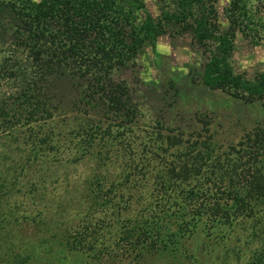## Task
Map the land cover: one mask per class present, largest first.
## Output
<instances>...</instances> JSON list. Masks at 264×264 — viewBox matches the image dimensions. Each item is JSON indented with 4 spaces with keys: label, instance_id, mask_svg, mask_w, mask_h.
Masks as SVG:
<instances>
[{
    "label": "trees",
    "instance_id": "trees-1",
    "mask_svg": "<svg viewBox=\"0 0 264 264\" xmlns=\"http://www.w3.org/2000/svg\"><path fill=\"white\" fill-rule=\"evenodd\" d=\"M233 2L230 17L256 43L264 17ZM177 5L154 17L145 0H0L16 31L5 61L23 82L0 97V264H264V71L235 69L236 32L218 29L214 1ZM172 24L210 52L201 88L169 72L172 98L141 110L124 71ZM18 48L36 62L34 77L13 58ZM42 73L82 78L74 105L59 110ZM226 115L241 119L238 138ZM82 164L94 173L73 179ZM51 173L66 187L64 223L24 209Z\"/></svg>",
    "mask_w": 264,
    "mask_h": 264
},
{
    "label": "rangeland",
    "instance_id": "rangeland-1",
    "mask_svg": "<svg viewBox=\"0 0 264 264\" xmlns=\"http://www.w3.org/2000/svg\"><path fill=\"white\" fill-rule=\"evenodd\" d=\"M38 1V0H34ZM179 0H145L146 8L149 10L154 17L161 16L162 10L175 11L178 9L177 2ZM211 1L215 2V5L218 10V17L215 19V23L218 26L219 30L230 31L231 26L234 27L236 32V49L232 54L231 60L235 69L238 72L245 74L247 77H255L260 72L264 71V27H258L259 33L256 37V43L252 41L250 37V30L245 27L240 21L236 23L230 17L232 11V4L234 0H206L207 3ZM248 10L249 15L257 14L260 11L259 15L264 17V0H248ZM201 8H197V12H201ZM238 11V10H237ZM10 12L9 10L7 11ZM11 15V14H10ZM210 15V14H209ZM143 18V15H140ZM213 18L214 16H211ZM0 97L8 95L13 91L17 90L23 83L21 80H16L10 77V69H12V64L14 61H5L11 58L12 51L14 50V29L12 24L8 25L3 20L5 16L0 17ZM9 17L7 16L6 19ZM255 19L257 17L255 16ZM4 22V23H3ZM264 24V23H263ZM182 27L174 26V24L167 27L166 34L162 35L155 49L145 48L143 53L140 55L141 64L137 66H130L124 71V78L129 81L130 88H132V100L136 101L141 110L145 106L155 105L158 106L161 104V98L166 94V82L169 76L172 75V79L177 83L186 84V86L193 85V94L197 93V90L201 88L199 86L200 77L198 73L204 67V64L210 58V52L205 49L204 46L195 44L193 41L192 32H186V25L181 24ZM10 28V30H9ZM16 32V31H15ZM28 49L18 48L17 52L13 54V58L16 61H19L23 64V68H28L30 71V78L35 76V69H39L36 66V62L30 56L28 57ZM7 62V63H6ZM33 66V67H30ZM171 75H170V73ZM49 77L46 74H40L38 79H43L44 82L41 83L43 91L46 92L47 96L54 100V105L61 110L62 108L67 107L68 105H74L77 100L78 93L80 92V85L82 78L78 79L76 77H65L62 79L50 78V80L45 79ZM37 79V78H36ZM194 87L196 89H194ZM145 93L146 97L139 96L140 93ZM170 99L173 96V92L170 91L169 94H166ZM198 98L190 97L185 104L187 106L191 104L193 108H196V102ZM167 103V102H166ZM69 110V109H67ZM66 110V111H67ZM71 110V109H70ZM164 112V111H163ZM193 112V111H192ZM232 113V112H230ZM71 114V113H70ZM168 118L171 117V114L166 113ZM164 115V113H163ZM227 117L228 125L231 128H237L236 138L241 134L238 127L241 128V119L238 116H225ZM191 119L189 122H192V117H183L181 118L182 123L185 120ZM148 118H142L140 120V126L137 127V132L139 134H144V124L147 125L150 122ZM139 121V120H138ZM174 127L180 125L177 118L170 122ZM232 124V125H231ZM232 129V130H234ZM231 130V131H232ZM113 160L110 162L112 163ZM114 168V166L112 167ZM57 172V171H56ZM94 173L90 168L85 165H81V168L76 174H73L72 178L75 179L79 174H81V180L84 176ZM61 176L59 171L57 172V177ZM51 180L47 185L44 191L40 192L36 201L34 199H28L26 202L25 210L28 212L33 211L34 209L41 208L46 209L48 218H54V222L63 223L65 221H70V219L62 218V215H59L58 208H61L60 205H66L65 200V186L61 181L55 180L54 174L51 173ZM85 178V177H84ZM30 200V201H29ZM8 202H4V207L7 208ZM24 209H22L24 211ZM61 214L66 212V207ZM58 216V218H57ZM59 220V221H58ZM61 220V221H60ZM4 237V236H3ZM8 237L6 235L2 242L7 245L5 239ZM11 238V237H9ZM8 238V239H9ZM5 241V243H4ZM218 264V259L216 260ZM233 264H236L234 262Z\"/></svg>",
    "mask_w": 264,
    "mask_h": 264
}]
</instances>
